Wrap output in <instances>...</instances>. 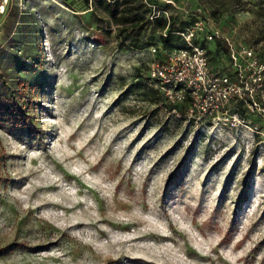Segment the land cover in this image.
Instances as JSON below:
<instances>
[{
  "label": "rangeland",
  "instance_id": "374dc122",
  "mask_svg": "<svg viewBox=\"0 0 264 264\" xmlns=\"http://www.w3.org/2000/svg\"><path fill=\"white\" fill-rule=\"evenodd\" d=\"M144 1L218 33L242 97L171 111L184 85L145 96L167 30L124 51L83 0H0V264H264V0Z\"/></svg>",
  "mask_w": 264,
  "mask_h": 264
},
{
  "label": "built area",
  "instance_id": "2783aa9c",
  "mask_svg": "<svg viewBox=\"0 0 264 264\" xmlns=\"http://www.w3.org/2000/svg\"><path fill=\"white\" fill-rule=\"evenodd\" d=\"M181 36L188 49L173 50L167 62L153 66L150 71L151 78L160 82L161 88L165 90L173 91L184 85L185 89L176 93V100L169 97L171 101L183 102L187 94L193 102L191 110L198 107L202 114L213 116L230 103L233 95L239 94L241 98V89L229 77L214 74L209 66L206 49L194 42L203 36L208 43L215 42L218 33L206 31L203 23L197 22ZM244 53L249 58L253 57L251 51ZM254 64L257 62L254 61Z\"/></svg>",
  "mask_w": 264,
  "mask_h": 264
},
{
  "label": "trees",
  "instance_id": "16d2710c",
  "mask_svg": "<svg viewBox=\"0 0 264 264\" xmlns=\"http://www.w3.org/2000/svg\"><path fill=\"white\" fill-rule=\"evenodd\" d=\"M87 6H95L101 8L104 13H106L111 22L119 27L118 39L119 48L124 51H144L153 46V40L146 38L143 33H147V30L152 26H156L160 31H166L159 36V41L166 48H171L172 50L177 49H188L186 41L181 36V33L187 31L198 21L193 19L191 23H182L181 26L175 27V23L171 20H166L162 13L158 15L155 14L152 17L153 10L150 3H145L144 0H83ZM154 19H152V18ZM195 44L201 45L205 48L209 44L206 40L201 38L196 39ZM212 43V42H210ZM221 46L220 41H215L213 44L217 47ZM224 52L229 54L230 49L228 46H224ZM170 50V51H172ZM208 55V54H207ZM152 82L157 83L149 75ZM145 96L147 100L152 103L159 104L163 103L165 93L162 91L161 87L145 89ZM166 98V97H165ZM167 100V99H166ZM192 102L190 97H187L184 105H171V111H179L183 114L186 112L187 104ZM168 103H166L167 105ZM179 107V108H178ZM4 111L8 112L9 119L11 121H25L26 115L24 109H17L16 107L8 106L3 108ZM21 124V123H18Z\"/></svg>",
  "mask_w": 264,
  "mask_h": 264
},
{
  "label": "snow or ice",
  "instance_id": "6c2138e0",
  "mask_svg": "<svg viewBox=\"0 0 264 264\" xmlns=\"http://www.w3.org/2000/svg\"><path fill=\"white\" fill-rule=\"evenodd\" d=\"M0 11H2V9H0Z\"/></svg>",
  "mask_w": 264,
  "mask_h": 264
}]
</instances>
